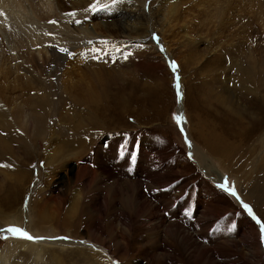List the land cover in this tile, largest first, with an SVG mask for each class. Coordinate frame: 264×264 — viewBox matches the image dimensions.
Here are the masks:
<instances>
[{
  "label": "rangeland",
  "instance_id": "1",
  "mask_svg": "<svg viewBox=\"0 0 264 264\" xmlns=\"http://www.w3.org/2000/svg\"><path fill=\"white\" fill-rule=\"evenodd\" d=\"M22 1L28 15L25 23L9 15L0 19V93L16 96L44 93L51 102L59 93H63V98L67 96L65 85L81 82L85 77L95 78L101 71L123 65L125 81L115 77L109 82L108 90L116 95L121 93L131 106L128 112L120 110L114 116L118 124L114 121L109 129L97 131L90 148L80 158L69 160V167L66 162L62 167V161L57 159L49 163L47 151L39 149L29 162V172L34 171L32 180L22 190L17 204L3 211L13 215L7 220L0 219V229L18 226L31 236L44 239H21L0 232V237H8L0 238V264H167L158 256L165 248L155 243L161 231L168 252L174 251L180 264H206L203 253L195 263L189 261L183 243L176 237L172 239V235L167 236L165 224L169 221H183L185 230L196 233L203 246L211 247L215 261L212 264H264L261 241L264 235L261 232L264 224V99L254 94L246 97L247 102L239 99L245 116L243 119L232 117L229 127L235 135L231 149L235 150L226 158L215 157L203 147L190 120L196 112L189 110L187 103L188 84L196 86L195 82L203 98L219 90L222 83L231 93H239L235 82L238 83L240 75L236 67L229 62L227 69L209 70L201 75L202 64L198 62L194 66L197 70L188 72L191 78L183 81L187 73L181 66L179 50L185 31L180 21L182 16L169 13L170 1L119 0L117 4L112 0H99V3L96 0ZM183 1L175 5L179 12H182ZM37 2L49 10L44 18L46 22H40L47 27H37L29 33L27 28L31 29L35 22L38 24L37 18L42 19L35 16ZM82 2L87 3L80 7ZM93 4L97 10L91 8ZM246 4L249 11L251 0H246ZM72 12L76 13L75 17L65 15ZM246 15L249 27L254 17H259L252 12ZM48 24H54L55 28L49 29ZM255 25L264 30L260 17ZM249 27L247 43L257 38L264 46V36H248V32L255 29ZM81 29H86V33ZM197 32L195 37L203 49L210 38ZM174 34L177 37L172 40L175 44L171 51L178 66L175 71L164 52V46L169 45L168 40ZM62 48L68 51H60ZM206 77L219 78L212 92L203 85ZM179 82L183 89L180 84L177 89ZM181 98L184 107L180 111ZM252 110L262 117L250 119ZM208 112L203 119L218 126L220 119L212 116L211 110ZM178 115L186 122L178 124L174 119ZM84 163L97 169V179L77 180L73 166ZM69 168L73 169L69 172ZM6 169L8 174L12 170L11 174L18 173L12 165ZM49 171L51 173L47 174ZM225 181L236 195L221 187L220 183L225 184ZM137 190L151 195L150 202L158 206L155 216L153 210L146 206L139 208L136 201L133 202ZM99 193L108 197V208L102 213L96 207L92 209L90 204ZM44 198L49 200L41 210L39 200ZM29 202L33 208H27ZM242 204H248L257 218ZM205 207L212 210V215L207 222L197 223L195 219ZM121 208L131 213L130 227L117 219L114 210L119 209L121 213ZM161 215L165 220L160 219ZM256 254L261 258L254 260Z\"/></svg>",
  "mask_w": 264,
  "mask_h": 264
},
{
  "label": "bare ground",
  "instance_id": "2",
  "mask_svg": "<svg viewBox=\"0 0 264 264\" xmlns=\"http://www.w3.org/2000/svg\"><path fill=\"white\" fill-rule=\"evenodd\" d=\"M166 1L171 2L169 5V13L172 16H176V14L182 16L180 21L182 22L181 25H183L182 31H185L183 32L185 34L182 35L185 37V40L181 43V49L179 51H181V66L183 69L185 68L187 73V78H184L183 81H188L187 79L190 77L188 76V72L192 69L197 70L194 66L197 65L198 62L202 64V69L200 70L201 75L206 74L205 72L209 70L227 69L226 64L229 62L232 66L236 67L238 76L240 75L238 83L235 82L239 93H231L232 91L230 88L223 87V83L219 90L217 89L214 91L215 93H209L208 97L205 95L206 98L200 95L201 92L196 82L193 83L196 86H190L188 84L187 88L188 109H192L196 112V115H192V119H190L194 122L193 130L196 129L198 131L199 139L203 147L209 153L215 157L226 158L235 150L231 149L234 146L232 138L235 135V132L229 127V124L233 120L232 117L236 116L237 119H243L245 116L243 114V108L240 102H238L239 99L243 98L247 102L246 97H249L251 94L257 95V98L262 97L264 99V46L257 42V38L252 43H247V27H249V24L246 18V14L252 12L253 15L255 14L260 17V23L261 21L264 22V0H251V5H248L250 6L249 11L247 10L246 0H185L181 3L182 12L177 11L175 7L179 0ZM22 2V0H0V19L12 16L13 18H21L25 23L26 21L24 19L28 15L26 11L24 12L25 7ZM79 2H81V0ZM86 3L87 2H82L80 7L85 6ZM163 3L165 4V1H163ZM75 4L74 2V6H76ZM58 6L60 7L59 2ZM34 8L35 16L37 15L42 19L39 20L37 18L38 24L35 22V25H30L31 29L27 28V25H25L29 33L32 32V30H37V27H42L43 29L44 26L47 27L45 23L40 22L45 21L44 18L49 13V10H45V7L38 4V2L34 5ZM41 15H44V17ZM259 17H254V21L249 28L255 29L248 32L249 37L264 36V30L255 27V22L259 21ZM19 23L22 24V21ZM178 23L179 22H177V24ZM48 25L49 29L55 28L54 24ZM27 31L25 32L27 33ZM81 31L86 33V29H81ZM197 31H199L202 36L205 35L204 37L210 38L209 43L203 49L200 46V42L195 37V34L198 33ZM176 37L177 35L174 34L172 39L168 40L169 45L164 46L165 55L170 58H167L169 63L173 61L176 63L171 51V47L175 44L172 40ZM133 46L135 45L133 44ZM232 66L230 67L231 69H233ZM123 72V65H114L110 67L107 72L104 70V72L101 71L100 74L98 73L95 78L92 77L90 79L85 77L81 82L65 85L64 91L67 93V96L63 98V93H59L60 96L55 99L51 98V102L50 98L47 97L48 95L44 93H31V95L28 94L26 96H23L25 94L16 96L10 93H0V165H12L18 169V173L11 174L12 170L10 174H8L6 168L9 166L6 168L0 167V219L7 220L10 215H13L9 211L4 214L3 211H7L9 209L6 208L14 207L17 204L15 202L20 200L21 193L23 192L22 190L25 189L28 182H31L34 171L30 170L29 172V162L34 158L35 154L38 153L39 149L47 151L49 163H51L53 159H57L62 161V167L65 166V162L69 167V160L74 157L80 158L79 156L83 155L84 151L90 148L91 142L94 140L97 131L100 132L112 127V123L116 121L114 116L120 110L124 112L130 110V101L128 102L127 99L125 100L121 93L116 95L108 90L110 89L109 82L114 80L115 77L125 81ZM102 74H104V76ZM209 79L210 77L203 78V85L212 92V88H214V85L216 86L219 78L215 80H212V78ZM198 81L200 82V80ZM179 84L183 89L181 82H179ZM224 84L226 85V83ZM182 101L181 98L179 106L180 111L182 107H184V101ZM61 105L63 106L62 108ZM210 110V113L214 114L212 116L220 119L218 126L213 125V122L210 124L208 119H203L206 111L208 112ZM252 112L253 115L249 114L250 119L252 117L257 119L262 117L260 113L254 110H252ZM116 124H118L117 121ZM16 162H18V165L15 164ZM74 167H76L78 181L81 178L83 180L88 179L89 181L97 179L95 178L97 169L95 167L92 168L91 164H76L73 168ZM73 168H69L68 171L70 172ZM212 170L214 171V169ZM50 171L47 174H50ZM138 181L141 182L140 179H138ZM138 187L137 189L140 188ZM150 198L151 195L149 193L141 190H137L136 194H133V202L136 201V206L139 208L146 206L145 208L153 210V216H155L158 206L150 202ZM48 200L49 198L47 200L44 198L43 201L39 200V206L42 207L41 210L45 209L44 206L47 205ZM90 204L92 209L96 207L95 209L101 210L102 213L103 210L106 211L108 208V197L105 194L99 193L92 199V203ZM30 206L33 208L34 205L29 202L27 208ZM120 210H122V216L119 209L114 210L118 215L117 219H120V223L122 222L124 225L130 227L131 224L128 222L131 213L125 208H121ZM41 214V219L45 218L43 211ZM210 215H212V210L205 207L201 215L195 220L197 223H205L209 220ZM163 217L164 216L161 215L160 219ZM17 220H13L12 222H16ZM184 225L185 223L183 221H169L168 224H165L167 236H170V238L173 236L172 239L176 237V240L183 243L189 261L193 260L195 263L198 257L203 253L205 263L212 264L214 255L211 251V247L208 248L203 246L199 241V236L190 230H185ZM162 239H165V236L161 231L155 243L159 247H164L165 252L159 253V258L164 259L167 264H180L177 259V254L174 251L168 252V246H165V242ZM33 244L38 246V244ZM257 257L261 258L260 255L256 254L254 255V260H256Z\"/></svg>",
  "mask_w": 264,
  "mask_h": 264
},
{
  "label": "snow or ice",
  "instance_id": "3",
  "mask_svg": "<svg viewBox=\"0 0 264 264\" xmlns=\"http://www.w3.org/2000/svg\"><path fill=\"white\" fill-rule=\"evenodd\" d=\"M119 2V0H112V3L113 4H117ZM96 3H99V0H96ZM105 7H107V5H105ZM91 8L93 10H97L96 9V4H93L91 6ZM87 11V10H86ZM65 15H70V16H73L75 17L76 13L75 12H72V13H65ZM77 23H80V21H76ZM50 23H56L55 21H50ZM158 39V38H157ZM60 51L62 52H67L68 50L66 48H62L60 49ZM71 55V54H70ZM125 59H127V56H125ZM172 67V69L175 71L177 69V65L175 63V61H173L170 65ZM179 78L177 77V80ZM176 87L177 89H179V83L176 84ZM181 93L178 92V96H180ZM174 119H176V122L178 124H181L183 122H186L183 118L182 115H178V116H174ZM183 131V129H181ZM123 147V146H122ZM123 154V153H122ZM135 159V156H133V160ZM9 165H0V167H7ZM35 167V166H33ZM222 188H224L225 190L227 191H230L232 195H236L235 193V190L234 189H230L228 187V184H227V181H225V184L221 185ZM242 207L250 214V215H254L253 212H252V209L251 207L248 205V204H242ZM258 223H260V221H257ZM0 232H6L12 236H15L17 238H21V239H29V240H36V239H44L43 237H33L31 236L28 231L24 228H21V227H18V226H9L5 229H0ZM261 232L262 234H264V224L261 225ZM0 238H4V239H7L8 237L7 236H3V237H0ZM58 239H67V238H58ZM261 241L262 243H264V235H262L261 237Z\"/></svg>",
  "mask_w": 264,
  "mask_h": 264
}]
</instances>
